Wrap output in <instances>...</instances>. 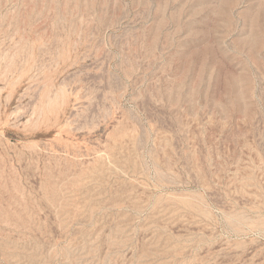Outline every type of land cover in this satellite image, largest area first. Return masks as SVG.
Wrapping results in <instances>:
<instances>
[{
  "label": "rangeland",
  "instance_id": "1",
  "mask_svg": "<svg viewBox=\"0 0 264 264\" xmlns=\"http://www.w3.org/2000/svg\"><path fill=\"white\" fill-rule=\"evenodd\" d=\"M0 264H264V0H0Z\"/></svg>",
  "mask_w": 264,
  "mask_h": 264
},
{
  "label": "bare ground",
  "instance_id": "2",
  "mask_svg": "<svg viewBox=\"0 0 264 264\" xmlns=\"http://www.w3.org/2000/svg\"><path fill=\"white\" fill-rule=\"evenodd\" d=\"M81 164H83V163H81ZM77 165V164H76Z\"/></svg>",
  "mask_w": 264,
  "mask_h": 264
}]
</instances>
